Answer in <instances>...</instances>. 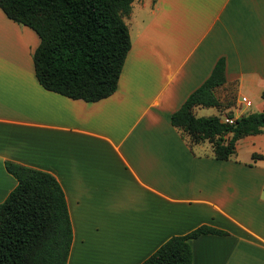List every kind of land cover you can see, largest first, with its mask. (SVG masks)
I'll return each mask as SVG.
<instances>
[{
	"label": "crops",
	"instance_id": "crops-1",
	"mask_svg": "<svg viewBox=\"0 0 264 264\" xmlns=\"http://www.w3.org/2000/svg\"><path fill=\"white\" fill-rule=\"evenodd\" d=\"M125 17L116 88L86 101L38 83L37 34L0 9V201L16 183L4 160L51 173L71 225L65 264H138L199 224L224 232L189 238L191 264H264V128L218 159L169 122L219 57L214 114L264 110V0H132Z\"/></svg>",
	"mask_w": 264,
	"mask_h": 264
},
{
	"label": "trees",
	"instance_id": "trees-1",
	"mask_svg": "<svg viewBox=\"0 0 264 264\" xmlns=\"http://www.w3.org/2000/svg\"><path fill=\"white\" fill-rule=\"evenodd\" d=\"M132 0H0L11 20L38 36L31 53L33 73L45 89L94 101L117 85L130 37L124 17ZM219 57L208 76L169 115L188 143L206 141L211 155L230 158L235 140L264 128V110L240 114L196 115L195 105L219 106L214 88L224 81ZM264 95V91L262 92ZM254 156V155H253ZM16 180L0 201V264H65L71 225L63 191L48 171L4 160ZM224 230L199 224L162 241L138 264H191L188 239Z\"/></svg>",
	"mask_w": 264,
	"mask_h": 264
},
{
	"label": "rangeland",
	"instance_id": "rangeland-1",
	"mask_svg": "<svg viewBox=\"0 0 264 264\" xmlns=\"http://www.w3.org/2000/svg\"><path fill=\"white\" fill-rule=\"evenodd\" d=\"M147 18H148L147 17V14L145 12H141V14L139 13L136 16V19H137V23L138 24H141V23L143 24L144 22H146ZM124 20H125L126 24H128V18L125 17ZM128 26H129L128 27L129 37L130 38H133L134 37V32H135V27L133 25H129V24H128ZM195 113L197 115H210V114L217 113V110H216L215 107H211V106H200V107H198L196 109ZM198 143L199 142H195V143H191V144H195V145H193L195 148L198 147V146L203 147V149H204L203 151H206L205 150L206 149L205 147L208 146L206 144H209V143L206 142V141H203V142H201L203 145H197ZM200 150L201 149H199V151Z\"/></svg>",
	"mask_w": 264,
	"mask_h": 264
},
{
	"label": "built area",
	"instance_id": "built-area-1",
	"mask_svg": "<svg viewBox=\"0 0 264 264\" xmlns=\"http://www.w3.org/2000/svg\"><path fill=\"white\" fill-rule=\"evenodd\" d=\"M248 103H249V102L246 100V101H245V104H248ZM223 119L226 120V121H231V120H232V118L227 117V116H225Z\"/></svg>",
	"mask_w": 264,
	"mask_h": 264
}]
</instances>
